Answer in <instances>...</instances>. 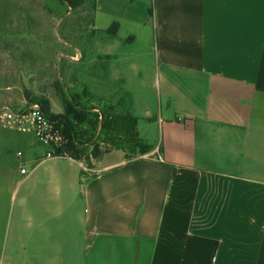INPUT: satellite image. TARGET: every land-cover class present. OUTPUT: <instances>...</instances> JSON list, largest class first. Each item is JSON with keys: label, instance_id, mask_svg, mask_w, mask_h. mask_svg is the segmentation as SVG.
<instances>
[{"label": "crops", "instance_id": "1", "mask_svg": "<svg viewBox=\"0 0 264 264\" xmlns=\"http://www.w3.org/2000/svg\"><path fill=\"white\" fill-rule=\"evenodd\" d=\"M93 30L83 84L152 149L0 143V264H264V0H96Z\"/></svg>", "mask_w": 264, "mask_h": 264}, {"label": "rangeland", "instance_id": "2", "mask_svg": "<svg viewBox=\"0 0 264 264\" xmlns=\"http://www.w3.org/2000/svg\"><path fill=\"white\" fill-rule=\"evenodd\" d=\"M91 17L90 3L73 10L58 0H0V110L18 111L48 99L64 112L56 83L59 90L68 92L79 111L86 109L80 85L90 71L95 44ZM129 88L152 109L158 108L154 87L146 84ZM85 132L90 152L97 146L98 130L91 142L93 133ZM24 134L0 127V143L20 144ZM12 148L16 152L17 147ZM16 154L19 157L21 153ZM106 154L96 148L97 158L93 159ZM3 162L0 158V166Z\"/></svg>", "mask_w": 264, "mask_h": 264}, {"label": "trees", "instance_id": "3", "mask_svg": "<svg viewBox=\"0 0 264 264\" xmlns=\"http://www.w3.org/2000/svg\"><path fill=\"white\" fill-rule=\"evenodd\" d=\"M58 1L62 4H66L73 10L84 7L90 3L92 7L91 24H94L96 0ZM116 29V26H114L111 30L115 33ZM55 86L63 101L64 112L62 114L52 113L51 102L48 99L39 100V106L43 112L52 119L56 127L63 132L67 139L64 152L71 158L83 160L90 167L91 158H97L96 148H99L101 144L106 147L105 151L107 153L112 150H119L128 154L130 157L138 154L145 155L152 149V146L148 145L139 137L137 130L138 118L125 109L119 110L122 106L116 107L101 99H97L88 91L84 84L81 83V99L87 110L79 111L68 96V92L59 90L60 86L58 83H56ZM93 102H96V104H93ZM93 110L96 111L94 112ZM93 130H98V143L96 148L93 147L92 151L89 152L86 147L88 142H85V131L93 133L89 141L91 142L96 135L95 131L92 132Z\"/></svg>", "mask_w": 264, "mask_h": 264}, {"label": "built area", "instance_id": "4", "mask_svg": "<svg viewBox=\"0 0 264 264\" xmlns=\"http://www.w3.org/2000/svg\"><path fill=\"white\" fill-rule=\"evenodd\" d=\"M0 127L32 135L40 145L47 149L45 159L70 157L64 152L67 139L63 132L56 127L38 104L18 111L10 108L0 110ZM26 172L25 167L20 169L21 174H26Z\"/></svg>", "mask_w": 264, "mask_h": 264}]
</instances>
